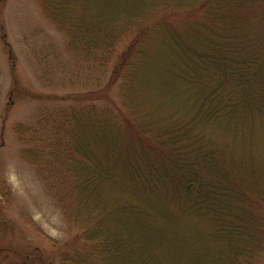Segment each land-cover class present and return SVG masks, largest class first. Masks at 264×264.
Here are the masks:
<instances>
[{
	"label": "rangeland",
	"instance_id": "374dc122",
	"mask_svg": "<svg viewBox=\"0 0 264 264\" xmlns=\"http://www.w3.org/2000/svg\"><path fill=\"white\" fill-rule=\"evenodd\" d=\"M254 1L248 4L262 17L256 20L249 35L244 33L241 39L249 43L251 38L258 47L236 52L241 56L245 53L249 59L254 51L264 57V0H257L258 6ZM98 2L101 7L96 17L98 25L101 23L110 34H118L130 42L136 34L135 24L129 21V16L123 18L119 14V9L129 0ZM73 4L67 0H0V247L26 253L39 250L47 264H63L53 256L55 246L78 232L73 218L67 211L63 214L57 201L58 192L65 189L62 198L67 200L64 201L72 207L77 205L78 196L71 192L74 193L75 183L81 176L69 169L68 159L74 157L80 169V164L91 167L88 157L67 149V145L63 147L60 135L53 133V128H78L86 133L81 139L85 146L92 155L96 152L92 133L96 128H112V125L108 123L110 102L95 97L94 92L104 89L108 83L111 68L118 63L115 57L125 43L118 46L112 59L100 51L97 54L90 51L92 15L83 18L82 7ZM62 6L67 8L63 10ZM90 11L93 13V9ZM145 12L140 16L134 14L133 18L142 21ZM112 15L114 18L110 19ZM74 21L88 31L76 28ZM165 46L156 43L147 47L151 55L162 49L164 60L158 66H149L151 79L148 78L144 89L138 88L136 92L129 86L123 89L120 80L113 87V97L121 104L125 96L131 95L129 99L136 104L139 101L136 94L142 89L141 100L157 114L146 116L153 128L161 117L174 112L175 116L168 121L178 119L184 128H202L211 146L207 149L219 151L221 148L228 153L227 159H223L225 165L242 162V171H249L264 163V101L257 103L250 96L253 109L242 106L225 119H209L204 108L199 109L208 93L201 94L202 100L195 102L197 86L183 97H173V92L182 90V83L172 79L171 73L178 74L184 61L172 44ZM238 96L242 99L241 94ZM188 98L190 103L198 104H189ZM219 98L220 92L209 97L216 104ZM254 98L260 99V95ZM260 176L259 186L264 182V175L263 180ZM191 195L195 198L196 192ZM255 206L264 214L258 204ZM150 210L156 213L160 210L169 222L160 223L157 219L150 225L151 230L144 229L146 234L139 225L117 224L118 234L134 240L135 246L125 250V256L130 252L127 259L120 257L110 264H238L236 258L240 264H264V246L235 243L234 230L225 239L211 218L188 211L174 216L167 206ZM221 210L224 212L226 208ZM223 217L221 223L227 224L228 229L240 224L235 218L229 223L225 221L228 216ZM241 231L242 237H237L246 243L250 234ZM233 250L235 257L229 252ZM103 256L109 263L107 254ZM88 258L96 260L93 256Z\"/></svg>",
	"mask_w": 264,
	"mask_h": 264
},
{
	"label": "trees",
	"instance_id": "16d2710c",
	"mask_svg": "<svg viewBox=\"0 0 264 264\" xmlns=\"http://www.w3.org/2000/svg\"><path fill=\"white\" fill-rule=\"evenodd\" d=\"M67 1L82 7L83 18L92 15V22L89 18L92 24L89 29L93 31L90 51L94 50L95 54L100 51L104 57L112 59L118 46L125 41L118 34H110L101 23L98 25L96 17L101 13L98 0ZM252 1L129 0L119 9L121 17L129 16V21H133L136 34L130 42L124 43L115 57L118 63L111 68L104 89L94 92L95 97L110 102L108 123L112 128L94 130L93 143L97 144V150L93 155L81 140L86 133L78 128H53V133L60 135L64 148L67 145V149L91 160V167L80 164V169L74 157L68 159L71 163L69 169L81 176L76 187L68 184L75 189L71 193L78 196L77 205L72 207L64 201L67 200L62 198L65 189L58 192L57 201L63 214L67 211V215L73 218L78 232L69 240L56 244L53 256L58 261L63 264H94L92 261L106 264L108 262L103 258L106 254L110 260L108 264L120 257L127 259L130 252L125 256V250L130 249V245L135 246V241L119 235L117 224L139 225L146 234L144 229L151 230L150 225L157 219L160 223L163 220L169 222L160 210L156 213L150 208L166 206L174 216L188 211L211 218L225 239L234 230L233 241L239 245L264 246V214H260L255 206L258 204L264 210V182L259 186L257 181L260 175H264V163H258L249 171H242V162L225 165L223 159H227L228 153L221 148L219 151L207 149L211 146L202 128H184L178 119L168 121L173 119L174 112L161 117L153 128L146 116H153L156 111L149 109L140 95L148 78L151 79L149 66H158L164 60L162 49L151 55L147 47L160 43L161 47L172 44L184 61L178 74L171 73L172 79L182 83V90L176 94L173 92V97H183L197 86L195 102L202 100L201 94L208 93L199 109L204 108L209 119H225L242 106L243 109H253L250 96L257 103L264 101V95L260 94L264 92V57H259L255 51L250 54L251 59L245 53L242 56L236 53L258 47L251 38L249 43L241 39L244 33L249 35L256 20L262 17L248 4ZM254 2L258 6L257 0ZM66 8L62 6L63 10ZM144 10L142 21H136L134 14L140 16ZM75 21L72 23L76 28H86ZM120 80L123 89L129 86L136 92L143 87L136 94L138 103H132L131 95L125 96L121 104L113 97V87ZM218 92L220 98L216 104L209 97ZM124 94L122 92V96ZM256 95H260V99H255ZM189 100L191 105L198 104ZM130 109L134 116H130ZM190 192H196L195 198ZM220 207H225L226 211L222 212ZM223 215L228 216L226 222L232 223L230 219L235 218L240 224L228 229L227 224L221 223L224 222ZM241 230L250 234L246 243L237 237H242ZM234 251L229 252L235 257ZM90 256L96 260H89ZM236 260L240 264L238 258ZM0 264L47 263L39 250L26 253L0 247Z\"/></svg>",
	"mask_w": 264,
	"mask_h": 264
}]
</instances>
